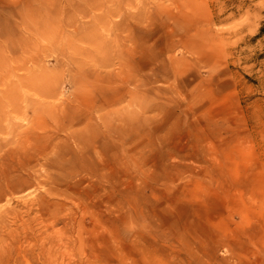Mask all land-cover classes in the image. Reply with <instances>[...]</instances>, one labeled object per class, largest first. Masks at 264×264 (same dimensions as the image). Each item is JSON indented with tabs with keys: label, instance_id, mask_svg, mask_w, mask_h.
Instances as JSON below:
<instances>
[{
	"label": "rangeland",
	"instance_id": "1",
	"mask_svg": "<svg viewBox=\"0 0 264 264\" xmlns=\"http://www.w3.org/2000/svg\"><path fill=\"white\" fill-rule=\"evenodd\" d=\"M48 102L99 126L97 264H264V0H0V143Z\"/></svg>",
	"mask_w": 264,
	"mask_h": 264
},
{
	"label": "bare ground",
	"instance_id": "2",
	"mask_svg": "<svg viewBox=\"0 0 264 264\" xmlns=\"http://www.w3.org/2000/svg\"><path fill=\"white\" fill-rule=\"evenodd\" d=\"M74 82L76 86L83 85L80 77ZM52 91L46 84L45 92L54 94ZM90 105L91 109L95 106ZM100 107L103 105H98L97 109ZM78 108L79 104L72 103L40 105L34 114L49 122H41L36 117L31 122L23 119L24 129L22 125L12 128V137L0 143V203L4 201L0 205V264H20L19 259L26 264H97L102 246L98 243L96 229H101V241L109 249L110 231L106 232L100 225V217L89 210V224L85 226L89 208H77L64 187L68 174L77 176L86 171L84 164L73 165L65 155L70 153L75 159L97 154L92 139L99 126L91 127L89 123L93 117ZM80 120H85L86 124L77 130L75 127ZM101 125L107 127L103 120ZM61 133L72 149L66 147L67 142L60 143ZM54 170L59 172L53 174ZM86 173L94 178L92 169ZM82 179V176L78 178L75 185ZM25 187L28 190H24ZM21 193L20 199H25L19 203L20 209L9 208L14 196ZM77 199L81 201L80 194ZM104 203L106 214L110 216L108 196ZM59 223L61 227L56 228ZM16 248L20 250L13 252Z\"/></svg>",
	"mask_w": 264,
	"mask_h": 264
}]
</instances>
